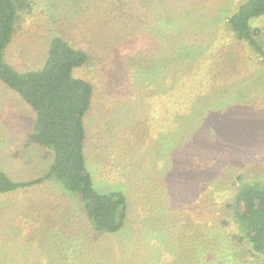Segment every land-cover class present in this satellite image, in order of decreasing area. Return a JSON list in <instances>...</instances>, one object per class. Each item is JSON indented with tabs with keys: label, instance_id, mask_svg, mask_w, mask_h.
Instances as JSON below:
<instances>
[{
	"label": "rangeland",
	"instance_id": "rangeland-1",
	"mask_svg": "<svg viewBox=\"0 0 264 264\" xmlns=\"http://www.w3.org/2000/svg\"><path fill=\"white\" fill-rule=\"evenodd\" d=\"M26 1L5 60L38 70L55 37L88 54L73 72L94 87L86 169L99 193L126 196L128 218L95 232L55 178L0 194V264H260L227 207L243 182L264 185V65L225 19L245 0ZM250 26L264 49V16ZM180 39L201 54L183 67ZM34 121L0 81V171L15 182L53 161L27 144Z\"/></svg>",
	"mask_w": 264,
	"mask_h": 264
},
{
	"label": "trees",
	"instance_id": "trees-1",
	"mask_svg": "<svg viewBox=\"0 0 264 264\" xmlns=\"http://www.w3.org/2000/svg\"><path fill=\"white\" fill-rule=\"evenodd\" d=\"M26 2L0 0V81L17 93L35 113L27 144L52 151L53 161L42 177L27 182H15L0 171V194L13 193L55 178L66 191L80 195L95 232L119 233L126 227L127 198L116 191L99 193L85 164L84 118L92 103L94 87L90 82L74 77L73 72L86 65L88 54L74 48L63 38L55 37L50 43L44 65L38 70L20 73L5 60V52L18 31L21 12L28 6ZM261 16H264V0H245L237 11L228 14L225 19L235 40L246 42L264 65V49L257 41L261 31L250 26L252 19ZM180 32L183 36L184 31ZM197 49L193 43H184L180 39L174 53L178 67L201 56L197 55ZM159 76L158 73L157 78ZM227 207L231 209L239 231V235L233 236V239L238 236V243L249 247L251 256L264 264V185L260 182H243L239 185L234 202ZM206 251V261L213 262L216 257L214 252L208 248Z\"/></svg>",
	"mask_w": 264,
	"mask_h": 264
}]
</instances>
